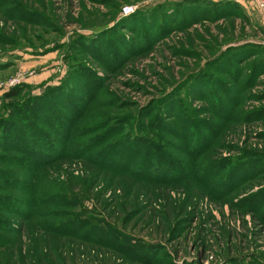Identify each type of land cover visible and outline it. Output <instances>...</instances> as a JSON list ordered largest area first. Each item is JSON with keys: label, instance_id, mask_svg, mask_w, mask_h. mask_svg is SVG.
Instances as JSON below:
<instances>
[{"label": "rangeland", "instance_id": "obj_1", "mask_svg": "<svg viewBox=\"0 0 264 264\" xmlns=\"http://www.w3.org/2000/svg\"><path fill=\"white\" fill-rule=\"evenodd\" d=\"M261 9L0 0V264H264Z\"/></svg>", "mask_w": 264, "mask_h": 264}, {"label": "trees", "instance_id": "obj_2", "mask_svg": "<svg viewBox=\"0 0 264 264\" xmlns=\"http://www.w3.org/2000/svg\"><path fill=\"white\" fill-rule=\"evenodd\" d=\"M17 90L16 89H12L11 90V93H10V95H17ZM51 100V99H50ZM50 105H52L51 104V101H47V106H46V108L47 107H49L50 109H52V106H50ZM49 117H50V119H49V123L53 126V127H56L55 126V123H56V125H57V122H58V120H57V116L56 115H54V114H50L49 113ZM52 121H54V123L52 122ZM29 133V132H28ZM44 131H42L41 130V128L39 127V125H38V123H35V122H32V124H31V133H29V135H25L24 136V140H25V142L29 145V146H31V148H33V147H35V146H37V145H44L43 143H42V141H44L45 140V136H44ZM68 135V133H67V131H66V136Z\"/></svg>", "mask_w": 264, "mask_h": 264}, {"label": "built area", "instance_id": "obj_3", "mask_svg": "<svg viewBox=\"0 0 264 264\" xmlns=\"http://www.w3.org/2000/svg\"><path fill=\"white\" fill-rule=\"evenodd\" d=\"M254 2L261 8H264V0H254ZM128 9V8H127ZM125 9V10H127Z\"/></svg>", "mask_w": 264, "mask_h": 264}, {"label": "crops", "instance_id": "obj_4", "mask_svg": "<svg viewBox=\"0 0 264 264\" xmlns=\"http://www.w3.org/2000/svg\"><path fill=\"white\" fill-rule=\"evenodd\" d=\"M261 12H262V14H263V24H264V8L261 9Z\"/></svg>", "mask_w": 264, "mask_h": 264}]
</instances>
